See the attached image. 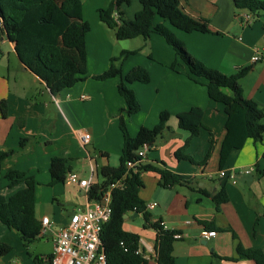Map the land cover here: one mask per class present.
I'll return each mask as SVG.
<instances>
[{"label": "crops", "instance_id": "1", "mask_svg": "<svg viewBox=\"0 0 264 264\" xmlns=\"http://www.w3.org/2000/svg\"><path fill=\"white\" fill-rule=\"evenodd\" d=\"M112 1L81 0L82 19L90 26L85 37L87 77L54 96L18 60L14 43L5 33L1 36L0 54L14 56L16 65L7 58L0 70L4 73L0 76V102L7 103L6 117L0 116V151L12 152L0 166V196L7 199L25 187L23 183L10 187L1 178L6 170L32 177L34 217L41 227L42 218L47 217L49 229L25 244L18 233L0 222V244L10 247L0 257V264H50L47 258L53 251L55 233L66 225L71 213L91 204L77 185L50 184L51 159H69L71 171L91 184L102 182L101 167L119 165L123 145L119 111L125 108L117 92L119 78L98 81L93 77L103 74L110 60L122 51L133 53L116 63L122 74L141 66L150 77L146 84L127 85L139 104L136 114H121L129 134L133 137L141 127L153 128L161 112L170 114L168 130L147 149L142 164L164 168L185 184L161 188L157 174L144 172L139 197L146 204L152 223L160 221L182 235L173 245L175 264H255L241 257L237 248L264 250V136L261 142L247 140L240 150H232L219 170L226 133L224 106L208 98L205 81L189 77L185 66L171 69L175 54L160 36L117 40L113 30L98 18V10L107 9ZM181 8L194 18L206 20L211 32L185 33L158 18L155 24L168 27L188 53L210 69L232 75L248 68L240 80L243 97L264 112V17L236 9L232 0H185ZM140 9L139 1L132 0L122 12L131 20ZM245 15L251 16L247 25L243 23ZM256 53L261 60L253 63L251 59ZM13 72L31 78L38 93L36 98L29 94L27 84L11 76ZM81 95L89 96V100H79ZM191 108L202 110L205 128L192 138L184 154L199 163L207 152L211 134L214 147L205 166L176 157L189 138V133L178 127L176 116ZM261 123L264 125V116ZM78 131L90 134L87 145L80 143ZM220 171L226 176L221 177ZM220 189L228 200L216 208L212 195ZM144 225L141 214L124 216L123 229L139 237V253L148 264H157L155 232ZM202 231H214L216 236L202 239Z\"/></svg>", "mask_w": 264, "mask_h": 264}, {"label": "trees", "instance_id": "2", "mask_svg": "<svg viewBox=\"0 0 264 264\" xmlns=\"http://www.w3.org/2000/svg\"><path fill=\"white\" fill-rule=\"evenodd\" d=\"M138 1L141 9L133 19H126L122 12V8L129 6L132 0H113L107 9L98 10L99 21L113 30L115 38L119 41L138 37L147 40L152 34L160 36L174 51L175 60L171 69L185 66L189 77L205 81L208 98L221 103L226 115V133L219 156L221 170L232 150H240L247 140L261 142L264 136V125L261 123L264 112L255 102L243 97L240 86V80L249 69H241L232 75H224L210 69L194 59L183 42L177 39L168 27L160 23L155 24V18H158L185 33H210L206 20L194 18L182 10L181 2L185 0ZM232 1L236 9L247 11L252 16L264 17V0ZM89 30V24L82 19L81 0H0V41L5 33L8 40L14 43L18 60L45 84L53 96L86 79L85 37ZM131 54L133 53L122 51L118 57L110 60V65L103 74L93 77L98 81L118 77L117 92L123 99L125 108L119 111V128L123 139L119 165L101 167L99 175L102 182L90 183L87 197L89 201H99L109 185L118 182L117 187L111 191V214L101 232L107 264H148L147 259L138 253V235L123 229L124 216L128 213L141 214L145 221L144 227L154 230L157 264H175L173 245L176 240L173 235L176 232L163 229L160 221H150L147 206L139 197L143 187L141 174H157L161 188L185 184V181L164 168L142 164V160L137 156L142 147H151L156 139L168 130L170 114L161 112L153 128L141 127L135 136L129 134L121 114L125 112L129 117L136 114L139 104L127 85L146 84L150 79L149 73L141 66L122 74L116 63ZM6 114L7 103L3 100L0 102V116L4 118ZM202 115L200 108H191L176 116L178 127L189 133V138L176 153V157L178 160H187L199 166H205L211 156L214 147L211 134L207 152L199 163H195L184 152L192 138L205 128ZM11 154V151H0V166ZM132 161L141 163L134 169L127 168V162ZM69 172V159H51L50 184H63ZM3 178L9 182L10 187L19 183H23L25 187L7 199L0 196V222L18 233L25 244L30 243L37 238L41 229L34 217L35 182L32 177H26L24 172L12 169L6 170ZM212 199L216 208L228 200L223 189L212 195ZM9 250L10 247L0 244V257ZM237 253L255 264H264V250L239 246Z\"/></svg>", "mask_w": 264, "mask_h": 264}, {"label": "built area", "instance_id": "3", "mask_svg": "<svg viewBox=\"0 0 264 264\" xmlns=\"http://www.w3.org/2000/svg\"><path fill=\"white\" fill-rule=\"evenodd\" d=\"M114 17L117 18V15L114 14ZM250 21L251 16L245 15L243 23L247 25ZM260 60L261 56L259 53H256L251 59L253 63ZM79 100H89V96L81 95ZM76 135L83 146L87 145L91 138L90 134L86 132L78 131ZM148 148V146L142 147L137 152L138 158L142 160ZM139 163L141 162H127L126 166L129 169H134ZM246 173L248 174L250 171H246ZM219 175L224 177L226 173L220 171ZM228 177L233 178L232 175ZM63 184L77 185L79 188L83 189L86 194L90 186V182L87 179H82L78 173L72 171L66 174ZM117 185V181L111 183L99 201H90L91 204L86 208L77 209L70 214L66 225L55 233L53 251L47 258L50 264H107L101 242V232L111 214V191L117 187ZM148 207H150V205ZM41 223L42 227L39 235H44L46 230L49 229V219L44 217ZM160 225L163 229L169 230L162 222ZM175 232L173 239H181L182 235L177 231ZM215 236L216 232L214 231H202L201 233L202 239H209Z\"/></svg>", "mask_w": 264, "mask_h": 264}, {"label": "rangeland", "instance_id": "4", "mask_svg": "<svg viewBox=\"0 0 264 264\" xmlns=\"http://www.w3.org/2000/svg\"><path fill=\"white\" fill-rule=\"evenodd\" d=\"M8 57H6L5 55L2 56V54H0V70L2 69L1 67L4 66L6 64V59ZM10 62L12 65H16V60L14 58V56L10 55ZM4 74L2 71H0V76H4L2 75ZM11 76H17L19 78V80L23 81L25 84H27V87L29 88V94H33V96L36 98L38 96V93H36V91L34 90V88H36V86H34V84H31V78H29V76L27 77L24 73L22 72H13L11 73ZM10 82L12 83L13 82V78L11 77L10 78ZM115 164H118V162H116ZM2 179L3 178V175L1 176ZM142 221V224H143V220Z\"/></svg>", "mask_w": 264, "mask_h": 264}, {"label": "water", "instance_id": "5", "mask_svg": "<svg viewBox=\"0 0 264 264\" xmlns=\"http://www.w3.org/2000/svg\"><path fill=\"white\" fill-rule=\"evenodd\" d=\"M6 37H7V35H6ZM8 39V38H7ZM134 216H137V214L136 213H134Z\"/></svg>", "mask_w": 264, "mask_h": 264}]
</instances>
